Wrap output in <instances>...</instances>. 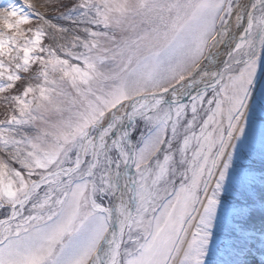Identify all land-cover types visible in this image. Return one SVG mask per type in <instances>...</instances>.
Returning a JSON list of instances; mask_svg holds the SVG:
<instances>
[{
	"label": "snow or ice",
	"instance_id": "obj_1",
	"mask_svg": "<svg viewBox=\"0 0 264 264\" xmlns=\"http://www.w3.org/2000/svg\"><path fill=\"white\" fill-rule=\"evenodd\" d=\"M23 3L0 92L40 82L0 120V264H264V0H79L72 28Z\"/></svg>",
	"mask_w": 264,
	"mask_h": 264
},
{
	"label": "rangeland",
	"instance_id": "obj_2",
	"mask_svg": "<svg viewBox=\"0 0 264 264\" xmlns=\"http://www.w3.org/2000/svg\"><path fill=\"white\" fill-rule=\"evenodd\" d=\"M3 2L5 5L4 7H7L10 4H14L18 7L24 8L25 11H29L27 5L23 3V0H3ZM78 2L79 0H32V4L34 6L35 11L44 13L48 18L53 19L54 23L70 28L74 26H72L69 22L54 18L57 16L59 12L66 11L68 7H71V5ZM38 23H40V21L37 18H35V16H33L29 24L22 25L21 27L27 30L28 28H35ZM81 27H83V25H81ZM47 31L49 34L42 41L43 46L51 45L55 47L57 44L66 43L65 39L60 38L61 34H56L55 38H53L52 30L48 29ZM79 34L83 35L82 32ZM26 35H31V33H28L26 31ZM64 35L70 39L72 33L70 32ZM221 51H224V49L222 48ZM38 70H39V65L33 64L29 72L27 73L23 71L20 72L21 79L15 82L13 88L6 89L4 92H0V120L6 119L7 114H9L12 111L14 107V102L11 100L12 96L21 94L24 86H26L27 83H32L35 85L40 82L39 80L33 78Z\"/></svg>",
	"mask_w": 264,
	"mask_h": 264
},
{
	"label": "bare ground",
	"instance_id": "obj_3",
	"mask_svg": "<svg viewBox=\"0 0 264 264\" xmlns=\"http://www.w3.org/2000/svg\"><path fill=\"white\" fill-rule=\"evenodd\" d=\"M245 2H249V0H245ZM5 5H4V2H3V0H0V7H4ZM234 34L235 35H238L239 33L238 32H235V30H234Z\"/></svg>",
	"mask_w": 264,
	"mask_h": 264
}]
</instances>
